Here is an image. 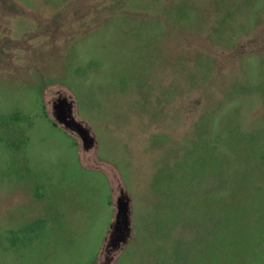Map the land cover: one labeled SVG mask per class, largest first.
I'll use <instances>...</instances> for the list:
<instances>
[{
  "label": "rangeland",
  "instance_id": "374dc122",
  "mask_svg": "<svg viewBox=\"0 0 264 264\" xmlns=\"http://www.w3.org/2000/svg\"><path fill=\"white\" fill-rule=\"evenodd\" d=\"M0 264H264V0H0Z\"/></svg>",
  "mask_w": 264,
  "mask_h": 264
},
{
  "label": "water",
  "instance_id": "95a60500",
  "mask_svg": "<svg viewBox=\"0 0 264 264\" xmlns=\"http://www.w3.org/2000/svg\"><path fill=\"white\" fill-rule=\"evenodd\" d=\"M52 115L64 128L76 131L81 137L85 148L93 145V137L89 129L77 120L73 114L72 101L65 96L56 97L52 102ZM110 226L109 243L115 248L125 242L130 234V200L123 192H120L116 197L115 220Z\"/></svg>",
  "mask_w": 264,
  "mask_h": 264
},
{
  "label": "crops",
  "instance_id": "0c3cea01",
  "mask_svg": "<svg viewBox=\"0 0 264 264\" xmlns=\"http://www.w3.org/2000/svg\"><path fill=\"white\" fill-rule=\"evenodd\" d=\"M73 108H74V105H73ZM27 129H29V127L27 128ZM10 130H12V132L14 133V134H16V135H18V136H20V137H22V145H21V147H20V149H19V151L21 152V157H22V166H23V168H24V170H26V171H28V172H30L29 170H31L30 168H29V165H27L26 164V141H27V138H28V134H23V131H18V130H16L15 129V127H12ZM28 131V130H27ZM11 134V131L10 132H8V134ZM7 134V133H6ZM11 144H12V142H11ZM18 144H20V142H18ZM13 146V145H12ZM27 173V172H26ZM129 200H130V197H129ZM131 204H130V216H131ZM131 232H132V223H131V217H130V234H129V236H128V238L130 237V235H131ZM132 236V235H131ZM127 238V239H128ZM127 241V240H126Z\"/></svg>",
  "mask_w": 264,
  "mask_h": 264
},
{
  "label": "trees",
  "instance_id": "16d2710c",
  "mask_svg": "<svg viewBox=\"0 0 264 264\" xmlns=\"http://www.w3.org/2000/svg\"><path fill=\"white\" fill-rule=\"evenodd\" d=\"M121 192H122V191H121ZM123 194L126 195L125 192H123ZM110 231H111V228H110ZM105 248H106V250H107L108 252H112V251L115 249L114 247H112V246L110 245V243H109V238L107 239V242H106V246H105Z\"/></svg>",
  "mask_w": 264,
  "mask_h": 264
}]
</instances>
